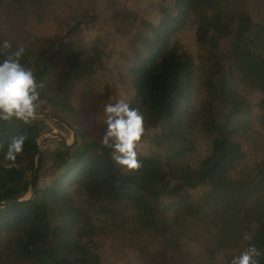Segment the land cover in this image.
<instances>
[{"label":"trees","instance_id":"16d2710c","mask_svg":"<svg viewBox=\"0 0 264 264\" xmlns=\"http://www.w3.org/2000/svg\"><path fill=\"white\" fill-rule=\"evenodd\" d=\"M27 2L41 7L38 12L49 6L50 12L57 11L61 4L0 0V60L24 49L19 59L34 73L38 104L51 105L53 115L66 108L76 118L80 112L76 106H60L73 102L63 92L75 86L76 78L94 79L99 84L85 100L84 109L89 108L90 115L115 102L116 79L109 65L115 50L108 54L101 39L86 45L81 41L82 24L89 12L63 22L59 39L41 52L19 35L24 30L23 16L31 11ZM112 4L116 10L109 19L115 24L125 17L127 25L135 27L125 56L134 63L128 71L131 97L127 101L144 117L145 133L139 144L145 146L137 151L141 166L127 170L116 164L103 140L87 138L83 125L70 124L67 116L62 117L78 140L72 146L52 138L38 144L37 137L49 127L45 117L35 116L27 123L0 120V202L26 195L40 146L32 197L0 207V264L101 263L105 257L101 252H107L100 235L108 234L109 224L97 225L94 216L74 203L71 191L77 185L78 194L86 192L119 228L117 218L124 223L129 219L153 233L151 249L145 253L149 261L168 251L175 260L230 264L233 256L254 245L260 252L259 264H264V155L255 163L254 184L236 186L234 199L227 201L221 189L249 154L248 144L233 136L239 131L235 128H247L251 106L235 83L259 93L257 106L264 111V18L256 19L258 7H249L246 0H157L140 17L116 1ZM13 14L20 16L17 25L7 21ZM131 18L133 22L128 21ZM190 22L195 26V55L175 37ZM113 28L120 31L116 24ZM126 33L124 28L122 34ZM4 41L9 47H3ZM17 137L24 138L23 151L13 164L4 159V153ZM151 142L158 150L148 154L144 150ZM43 179L46 185L41 187ZM221 202L225 211L219 227L225 232L221 238L211 234L209 239L217 246L208 248L205 259L190 256L181 239L190 233V227L177 219L179 211L168 214L169 206L179 203L198 210L203 203ZM247 218L253 220L244 224ZM119 262L124 259L115 263Z\"/></svg>","mask_w":264,"mask_h":264},{"label":"rangeland","instance_id":"374dc122","mask_svg":"<svg viewBox=\"0 0 264 264\" xmlns=\"http://www.w3.org/2000/svg\"><path fill=\"white\" fill-rule=\"evenodd\" d=\"M52 0V5L58 6V10L54 12L49 11V7L43 12H38L41 7L34 5L32 2H27L25 5L27 10L28 17H24L21 21L23 25L22 33L20 36H26L27 42L35 47L34 49L44 51L45 47L53 43L55 39H59L62 34L61 25L63 22L74 21L85 13L90 14L89 18H86L82 24L81 30V41H84L85 45L93 43L97 39H101L105 42L106 47L108 48V54L111 55V51L115 50V53L109 57V65L112 67L113 74L116 79V93L115 101L121 98L129 99L131 97L130 90L128 89V82L130 75L128 71L130 66L134 63L133 61L128 60L129 57L125 56V53L129 52L126 45L130 41V38L133 37V32L135 31L134 24L127 25L125 17H120V21L115 23L120 27V31L114 30V23L109 19V16L114 15L115 8L113 7V2L116 1L120 6L126 9L127 12L136 11L141 17L142 14L146 13L150 8L153 7L154 1L157 0ZM249 7L256 6L258 7L257 13H255L256 19L264 18V0H246ZM19 15L13 14L8 16L7 21L9 20L10 24L17 25L19 24ZM138 17V18H140ZM137 18V19H138ZM129 22H133V19H129ZM126 24V26H124ZM124 28L128 30V33L122 34ZM129 28V29H128ZM114 30V32H113ZM130 34V35H129ZM195 26L193 23H187V25L178 31L175 37H178L186 47L191 50L194 55L197 51V42H195ZM174 37V39H175ZM26 42V43H27ZM24 44L21 42V45ZM37 46V47H36ZM100 62V61H99ZM105 62L103 66L105 67ZM63 63L60 66L63 67ZM96 77V76H94ZM75 86L72 88H64V94L72 102L71 104H62L60 106L70 107L76 106L80 112L76 118H73V113L70 114L66 108L64 110L57 111V115H53L49 112H52L54 108L51 105L46 104L44 107L41 104H38L36 109L37 114H46L51 116H40L45 117L48 120V129L43 130L39 136L44 132H51L48 135H43L40 139V146L42 145L43 139L50 138V140L63 139L66 144L73 143L74 137L71 134L64 116L69 120L70 124L75 125L76 127H84V132L87 138L95 140H103L105 133V123H104V113L102 110H98L97 115H90L91 111L89 108L84 109L86 104V98L91 96L90 92L92 90H98L99 84H96L94 79H75L73 80ZM93 86V89L91 88ZM240 90L243 93V96L248 99L251 103L248 113L246 114L248 126L244 128H235L239 130L233 133V136L236 140L247 143L248 145V156L247 162L237 166L228 177L227 182L223 183L221 186L224 196L227 200L234 199V191L237 188L236 186H251L254 184V175H255V163L262 158L264 155V111L257 106V102L260 100L259 93L248 92V86H245L241 82H236L234 87ZM114 103V102H113ZM42 110V111H41ZM77 115V113H74ZM55 116L61 120H58ZM63 116V117H62ZM64 121V122H62ZM63 127H61L60 125ZM73 129V128H72ZM69 130V131H68ZM76 132V131H75ZM76 135V134H75ZM77 137V135H76ZM52 138V139H51ZM77 140V138H76ZM78 142V140H77ZM75 144V143H74ZM77 144V143H76ZM73 145V144H72ZM71 145V146H72ZM143 150V144L137 145V151L139 147ZM146 153L150 154L158 150L156 143H148L146 145ZM250 149V151H249ZM142 152V151H141ZM245 161V160H244ZM33 175V174H32ZM32 178V177H31ZM46 179L41 180V187L46 185ZM253 181V182H252ZM80 185L74 186L71 193L74 196V203L79 205L87 213L94 216L93 220L97 225H104L105 223L109 224V227L106 228L108 232L107 235H100V238L103 239L102 247L106 250V254L101 252V256L104 257L101 260L100 264H116L117 260L121 261L124 259V262H119L120 264H196L195 261H187L182 258V261L175 260L174 256L171 255L168 251L166 255L163 254L156 261H149V256L145 257V253L151 249V241L154 240L150 235L149 230H146L144 226H140L137 222H131L129 219L124 223L117 218V223L112 222V218L109 213L105 214L99 211V204L91 200L86 192L78 194V189ZM252 189V188H251ZM80 191V190H79ZM197 195L195 197L197 198ZM219 197V196H218ZM224 201V200H223ZM222 204L216 205L211 203H203V206H198V210H189L185 205H179V203H174L169 206L168 214L173 210L179 211L177 219L190 227V233L184 234L181 239L185 241L184 249L187 250L190 256L195 258H202L209 254L208 248H215L217 246L216 241H209L210 235H216L219 238L225 232L224 229L221 230L219 223L222 220L221 213L225 211V207L222 210ZM109 219V220H108ZM245 219V218H244ZM108 220V221H107ZM252 218H247L244 220V224H247L248 221H252ZM225 238V237H224ZM223 238V239H224ZM203 242V243H202ZM204 244V245H202ZM96 249V248H95ZM100 249H97V251ZM172 250V249H171ZM174 252V250H172ZM144 257L142 256V253ZM175 253V252H174ZM177 255V253H175ZM104 255V256H103ZM178 256V255H177ZM147 258V259H145ZM143 259V260H142ZM147 260V261H145Z\"/></svg>","mask_w":264,"mask_h":264},{"label":"clouds","instance_id":"9594fccd","mask_svg":"<svg viewBox=\"0 0 264 264\" xmlns=\"http://www.w3.org/2000/svg\"><path fill=\"white\" fill-rule=\"evenodd\" d=\"M3 47H9L7 41ZM24 49L0 60V120L16 119L25 123L34 119L38 107V84L33 71L20 62ZM105 133L103 141L110 147L112 159L127 170L138 169L137 145L145 133L144 117L138 108L132 107L125 98L104 105ZM24 138H13L4 153V159L12 162L23 151ZM247 239V237H245ZM259 250L249 245L230 264H259Z\"/></svg>","mask_w":264,"mask_h":264},{"label":"water","instance_id":"95a60500","mask_svg":"<svg viewBox=\"0 0 264 264\" xmlns=\"http://www.w3.org/2000/svg\"><path fill=\"white\" fill-rule=\"evenodd\" d=\"M36 116L37 117H40V116H51V115L37 114L36 113ZM52 117H55V116H52ZM55 118H57V117H55ZM57 119L58 120H61L59 118H57ZM62 122H64V121H62ZM68 128H69L71 134L73 135L74 140H73V143L67 144V145H72V144H74L77 141L76 140V135H75L76 133H75L74 129L70 128L69 126H68ZM49 133H51V132L50 131L49 132H44L40 136L37 137V142H38L39 145H40V139H41V137H43V135H48ZM39 162H40V146H39V150L37 152V155L35 157V165H34L33 175H32V178H31V183H30L28 192L21 199L11 200V201H6V202L5 201L0 202V207H4V206L9 205V204H14V203L19 202V201H22V200H27V199H30L32 197L33 192H34V188H35V184H36V178H37V174H38Z\"/></svg>","mask_w":264,"mask_h":264}]
</instances>
